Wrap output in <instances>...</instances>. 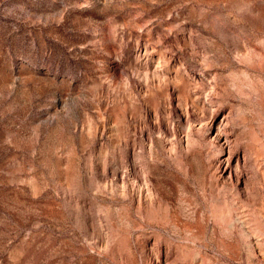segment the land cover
<instances>
[{"label":"rangeland","instance_id":"obj_1","mask_svg":"<svg viewBox=\"0 0 264 264\" xmlns=\"http://www.w3.org/2000/svg\"><path fill=\"white\" fill-rule=\"evenodd\" d=\"M0 264H264V0H0Z\"/></svg>","mask_w":264,"mask_h":264},{"label":"bare ground","instance_id":"obj_2","mask_svg":"<svg viewBox=\"0 0 264 264\" xmlns=\"http://www.w3.org/2000/svg\"><path fill=\"white\" fill-rule=\"evenodd\" d=\"M156 72V71H155ZM154 72V74H159V73H155ZM161 74V73H160ZM165 76V75H164ZM148 79H149V72H145L144 73V75H143V80L145 81V82H147L148 81ZM221 128V126L219 127V129ZM221 134H219V135H217L216 136V138H215V141L220 145V147H222L223 145L222 144H220V139H221ZM224 161H226V160H224ZM220 172H223V169L221 170V168H220ZM220 174V173H219ZM218 175V174H217Z\"/></svg>","mask_w":264,"mask_h":264}]
</instances>
